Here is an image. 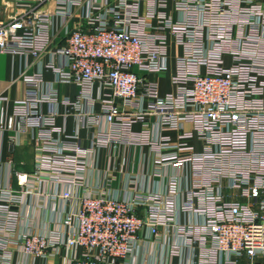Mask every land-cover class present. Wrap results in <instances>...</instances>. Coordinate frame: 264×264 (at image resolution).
Instances as JSON below:
<instances>
[{
    "label": "built area",
    "instance_id": "built-area-1",
    "mask_svg": "<svg viewBox=\"0 0 264 264\" xmlns=\"http://www.w3.org/2000/svg\"><path fill=\"white\" fill-rule=\"evenodd\" d=\"M3 1L16 10L0 18V55L41 66L22 72L25 93L0 124L11 143L33 132L37 145L34 172L16 173L17 188L0 183V264L16 252L129 264L144 232L166 264H264V0ZM172 43L180 51L162 93L150 76L169 71ZM72 85L74 99L62 91ZM46 105L64 106L76 131ZM122 145L149 148L163 190L135 172L123 194L112 171L90 184V157ZM32 200L44 229L23 225Z\"/></svg>",
    "mask_w": 264,
    "mask_h": 264
},
{
    "label": "crops",
    "instance_id": "crops-1",
    "mask_svg": "<svg viewBox=\"0 0 264 264\" xmlns=\"http://www.w3.org/2000/svg\"><path fill=\"white\" fill-rule=\"evenodd\" d=\"M16 10V7L12 3H5L0 0V18H9ZM59 27V23L56 25V30ZM180 49L175 45L170 46V58H169V71L162 75H152L151 78H155L159 81L161 92H169L172 88L170 85V76L174 73L175 69V55ZM49 55L43 57L42 64L48 62ZM27 65L33 66L31 70L39 69L41 64L34 57L21 58L19 56H13L10 54L0 55V96L5 95L9 98L10 104L7 109H4L3 104L0 103V124L3 123L6 116L13 112V103L15 100L23 97L25 93V86L21 80V74L26 69ZM28 66V67H29ZM45 79L47 81H53L55 76L50 71L44 72ZM67 95L72 99L77 96V88L72 85L62 87ZM59 114L57 124L58 126L65 128L68 134H73L76 131V122L72 116L64 118L62 116L65 113V108L62 105L53 107ZM52 106H44L45 112H51ZM99 109V106L97 107ZM6 110V111H5ZM135 130L140 131L141 125H136ZM33 132L23 134L13 144L9 140L7 133L0 132V183L6 185L12 183L14 187L17 186L18 175H30L34 172L36 167V155L37 145L33 140ZM172 138H176V133H170ZM80 136L85 146L90 144L91 131L81 130ZM200 148L199 143H196ZM153 154L149 148H142V150H136L133 147L122 145L119 148H112L110 150H101L90 157L91 168L89 171V182L91 185H105L109 179V172L115 173L112 183V188L117 194H123L128 182L129 173L135 172L139 174L140 186L147 189L158 188L164 189L163 181L158 178H152L153 171ZM33 196V200H34ZM32 200V206L25 210L23 225H27L28 221L30 225H34L36 228L44 229L46 227L44 220V212L40 209L33 207L34 201ZM45 224V225H44ZM143 242L141 243L139 255L137 258L130 257L129 264H166L170 260L165 255V248L163 245L158 246L152 242L151 238H147V234L144 232ZM171 262H177V259L171 260ZM14 264H44L41 260H33L30 257L25 256L19 252H16L14 257Z\"/></svg>",
    "mask_w": 264,
    "mask_h": 264
}]
</instances>
